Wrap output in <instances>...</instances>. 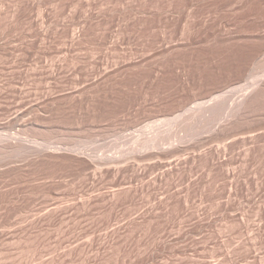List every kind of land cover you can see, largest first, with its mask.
I'll use <instances>...</instances> for the list:
<instances>
[{
	"label": "rangeland",
	"instance_id": "rangeland-1",
	"mask_svg": "<svg viewBox=\"0 0 264 264\" xmlns=\"http://www.w3.org/2000/svg\"><path fill=\"white\" fill-rule=\"evenodd\" d=\"M0 264H264V0H0Z\"/></svg>",
	"mask_w": 264,
	"mask_h": 264
},
{
	"label": "bare ground",
	"instance_id": "bare-ground-1",
	"mask_svg": "<svg viewBox=\"0 0 264 264\" xmlns=\"http://www.w3.org/2000/svg\"><path fill=\"white\" fill-rule=\"evenodd\" d=\"M240 104H241V103H240ZM243 104L245 105V103H243ZM243 104H241V105H243ZM246 105H247V104H246ZM242 107H243V106H242ZM244 108H245V107H244ZM236 109H237V108H236ZM242 110H243V109H242ZM245 111H246V110H245ZM236 112H237V110H236ZM239 113H240V111H239ZM236 115H237V114H236ZM240 115H241V114H240ZM234 116H235V115H234ZM235 117H236V116H235ZM215 119H216V118H215ZM213 121H214V120H213ZM33 148H34V147H33ZM33 148H32V150H33ZM17 149H18V148H17ZM35 149H36V148H35ZM1 150H2V149H1ZM12 150H13V149H12ZM2 151H3V150H2ZM2 151H1V153H2ZM35 151H36V150H35ZM37 152H38V151H37ZM37 152H35V153H37ZM27 153H28V152H27ZM32 153H33V152H32ZM32 153H31V154H32ZM135 156H136V155H135ZM91 163H93V162H91ZM95 164H96V162H95ZM95 164H94V165H95ZM94 165H93V166H94ZM97 165H100V163L97 162Z\"/></svg>",
	"mask_w": 264,
	"mask_h": 264
}]
</instances>
